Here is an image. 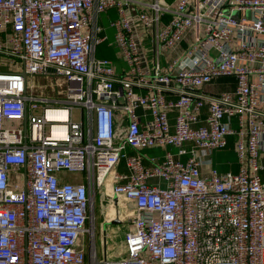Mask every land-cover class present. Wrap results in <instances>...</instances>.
<instances>
[{"label":"built area","instance_id":"built-area-1","mask_svg":"<svg viewBox=\"0 0 264 264\" xmlns=\"http://www.w3.org/2000/svg\"><path fill=\"white\" fill-rule=\"evenodd\" d=\"M96 201L123 212L99 260ZM86 236L95 264H264V0H0V264H87Z\"/></svg>","mask_w":264,"mask_h":264},{"label":"rangeland","instance_id":"rangeland-1","mask_svg":"<svg viewBox=\"0 0 264 264\" xmlns=\"http://www.w3.org/2000/svg\"><path fill=\"white\" fill-rule=\"evenodd\" d=\"M233 15L236 16V14H233ZM115 18H116V13L114 10H110L107 14H103L101 23L106 28L105 34L107 35L108 38L104 43L100 44L96 48V51H95V56L97 58L108 59L114 63H116L117 56H120V55H119V51L114 46L110 45V42L112 41L113 31L108 26L110 24V21L115 19ZM166 19H167V16L163 17V21ZM135 34H136V40L143 45V48L147 51L148 59L150 60L152 58V55H151V52L149 51V48H150V38L148 37L149 33L145 30H138L137 32H135ZM223 79H231V78H223ZM61 82H63V80L61 78H58L55 75H50L48 79H45L42 77H35L33 79L32 83L34 84L36 91H38L39 93L42 92L43 94H47L50 96L60 98L63 94V90L65 87V84L61 85ZM49 84L53 85L52 90L46 89L44 87V86L49 85ZM227 86H228L227 81L226 82L224 81L222 86H221V89H225V88H227ZM232 147H233V143L229 142L228 148L232 149ZM147 152H149V154H155L156 156L162 155V152L160 150H153V151L149 150ZM226 152H227V150H216L213 152L212 157H213L214 166L219 171H221L220 168L223 169V166H226V168H227L226 171L227 170L234 171L229 166V163H235L236 158L231 153H226ZM217 164H218V167H217ZM73 176L77 177L78 175L73 174ZM108 207H110V205H108ZM102 210H104V208ZM113 213H114V208L108 209V215L111 216V215H113ZM91 214H92V216H94V221H95V223H93L94 226H93L92 230L96 236H99L100 228H99L98 224H99V221L101 219V216H100L101 214L99 211L98 202L94 203L93 212L91 210ZM90 224L91 223H89V221H88V224H87L88 228H89V226L91 228ZM85 246L87 249V261L86 262H87V264H91V260H92L91 255H92L93 251H91L90 241H89V238L87 236L85 237ZM95 246H96L97 260H99L101 258V252L103 251V247L98 242L97 237H96V241H95ZM107 250H108L109 255H111V256H115L116 254H118L120 252L119 248H118V242L112 246L107 244Z\"/></svg>","mask_w":264,"mask_h":264},{"label":"crops","instance_id":"crops-1","mask_svg":"<svg viewBox=\"0 0 264 264\" xmlns=\"http://www.w3.org/2000/svg\"><path fill=\"white\" fill-rule=\"evenodd\" d=\"M117 60H119V59L117 58ZM117 60H116L115 64H116V66L119 69H121L123 67V63L121 61H117ZM224 81L225 82L227 81V85L228 86L229 85L230 86L233 85V80L232 79H220L217 82V84L215 85L216 87L218 86V88H215L214 90L217 91V92H221L223 90V89H221V86H222ZM203 115H205V112H204ZM234 157H235V154H234ZM235 162H236V160H235ZM231 164L233 165L232 169L235 171L236 170L235 163H231ZM66 179L68 181H72L74 179L75 180H79L81 178L79 176L74 177L73 175H67ZM119 202L122 203L124 206L132 207V204L130 202L125 201L123 198H120ZM98 206H99V211H100V214H101L100 215L101 219H100L99 222H101L103 219H105V220L108 219V223L106 225H104L105 229H106L105 233H106V238H107L105 243L112 246V245H115L118 242V248L120 249L121 244H122L121 241H122L123 234H124L122 232V227L119 225V218H121V216L123 214V212L121 211V208L115 207V206H110V207L107 206V208H105V206H101V205H99V203H98ZM103 208H104V210H102ZM111 208H114V213H113V214H115L114 217H116L118 219H116L114 217H111L112 215L111 216L108 215V209H111ZM99 224H98V226H99ZM99 228H100V226H99ZM99 236H96V237H97V240L100 243V245H102L104 242L102 240H100ZM101 256H102V252H101Z\"/></svg>","mask_w":264,"mask_h":264},{"label":"trees","instance_id":"trees-1","mask_svg":"<svg viewBox=\"0 0 264 264\" xmlns=\"http://www.w3.org/2000/svg\"><path fill=\"white\" fill-rule=\"evenodd\" d=\"M103 16V15H102ZM102 16H101V19H100V21H102ZM102 24V23H101ZM119 61V60H118ZM229 142H232L233 143V140L232 139H229ZM225 152V151H224ZM147 153H149V152H147ZM226 153H231L232 155H234V153H233V147H232V149H230V148H228V150H227V152ZM217 167H218V164H217ZM221 169V171L220 172H225L226 171V166H223V169L222 168H220Z\"/></svg>","mask_w":264,"mask_h":264},{"label":"bare ground","instance_id":"bare-ground-1","mask_svg":"<svg viewBox=\"0 0 264 264\" xmlns=\"http://www.w3.org/2000/svg\"><path fill=\"white\" fill-rule=\"evenodd\" d=\"M91 264H95V260H94V253L92 252V255H91Z\"/></svg>","mask_w":264,"mask_h":264},{"label":"water","instance_id":"water-1","mask_svg":"<svg viewBox=\"0 0 264 264\" xmlns=\"http://www.w3.org/2000/svg\"><path fill=\"white\" fill-rule=\"evenodd\" d=\"M49 72H53V69H48Z\"/></svg>","mask_w":264,"mask_h":264}]
</instances>
